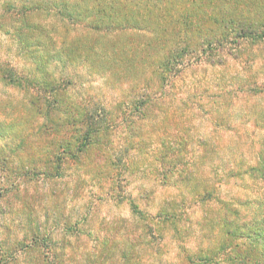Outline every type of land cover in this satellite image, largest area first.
I'll return each instance as SVG.
<instances>
[{"label":"trees","instance_id":"trees-1","mask_svg":"<svg viewBox=\"0 0 264 264\" xmlns=\"http://www.w3.org/2000/svg\"><path fill=\"white\" fill-rule=\"evenodd\" d=\"M0 38L3 194L72 168L102 188L105 181L108 193L128 183L140 163L151 174L168 163L165 177L172 172L175 184L192 173L181 169V150L159 141L144 151L137 124L157 109L177 108V82L190 67L221 66L226 56L238 60L244 43L264 40V0H0ZM83 81L99 83L93 91L84 88V98L74 95ZM109 85L119 95L107 101ZM121 127L131 144L124 157L113 148ZM143 154L154 162L145 165ZM31 197L38 198L23 195L24 206ZM231 223L226 219L229 237ZM40 230L29 226L20 239L0 240V264L14 263L17 251L40 261V248L52 242Z\"/></svg>","mask_w":264,"mask_h":264},{"label":"rangeland","instance_id":"rangeland-1","mask_svg":"<svg viewBox=\"0 0 264 264\" xmlns=\"http://www.w3.org/2000/svg\"><path fill=\"white\" fill-rule=\"evenodd\" d=\"M244 46L238 60L226 56L224 65L184 71L177 108L157 109L137 124L144 151L159 141L175 143L181 169L192 170L185 179L169 183L179 177H165L168 163L152 174L140 163L128 183L108 193L105 181L102 188L73 168L24 181L16 195L3 194L1 185L0 240L20 239L37 225L52 240L39 247L40 261L17 251L11 264H248L252 258L264 264V40ZM88 82L77 84L74 95L84 98V88L99 84ZM103 93L107 101L119 95L110 85ZM126 134L121 127L113 135L119 157L131 145ZM141 159L154 162L150 154ZM28 193L38 196L29 207Z\"/></svg>","mask_w":264,"mask_h":264}]
</instances>
